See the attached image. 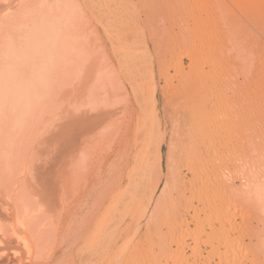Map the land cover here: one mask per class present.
I'll list each match as a JSON object with an SVG mask.
<instances>
[{"label": "rangeland", "instance_id": "rangeland-1", "mask_svg": "<svg viewBox=\"0 0 264 264\" xmlns=\"http://www.w3.org/2000/svg\"><path fill=\"white\" fill-rule=\"evenodd\" d=\"M140 7L138 0H109L102 21L90 14L92 63L86 81L62 95L69 100L60 99L59 115L52 121L55 127L47 123L52 129L47 126L48 130L33 139L26 161L16 168V177L0 182V233L6 226H15L17 217L26 220L25 228L16 232L19 239L12 242L7 233L10 244L4 251L8 255H0L4 264H146L148 252L157 251L152 228L146 225L149 214L144 212L148 207L150 213L157 202L155 198L148 206L158 179L152 172L154 151L162 139L160 190L167 179L173 121L184 106L185 86L195 82L199 65L186 55L187 46L202 43L211 25L203 22L204 14L196 16L191 9L179 12L170 0L155 1L152 11L148 7L150 19ZM137 13L147 19L146 25L166 29L153 36L140 33ZM257 51L248 54V63L242 62L246 53H239L242 58H237L241 62L236 65L232 53H226L229 64L217 86L210 89L223 93L221 110L215 111L225 114L224 122L229 123L225 127L232 130L258 125L264 118L263 55ZM127 52L137 54L135 62L125 60ZM177 57H181L184 72L174 68ZM204 66L210 69L209 64ZM100 71L113 80L105 94L95 86ZM234 77H239L240 85H229ZM20 189L26 190L33 207L26 214L17 206ZM166 205L164 198L157 206L159 224H164L169 213ZM39 218L43 221L39 233L50 235L45 242H37L27 228L29 221Z\"/></svg>", "mask_w": 264, "mask_h": 264}, {"label": "bare ground", "instance_id": "bare-ground-1", "mask_svg": "<svg viewBox=\"0 0 264 264\" xmlns=\"http://www.w3.org/2000/svg\"><path fill=\"white\" fill-rule=\"evenodd\" d=\"M17 1L0 0L5 12H0V182L4 183L16 177V168L26 161L33 139L57 120L62 95L86 81L92 63L90 14L102 21L109 0ZM155 1L138 3L142 11H152ZM175 1L170 0L179 12L191 9L196 16L204 14L203 22H209L211 29L203 34L202 43L187 46L186 55L199 65L195 82L185 86L184 106L173 121L166 182L159 190L161 176L153 181L148 206L155 198L157 202L150 213L148 207L144 211L149 214L146 225L152 228L158 248L149 251L144 260L146 264H264V118L248 128H227L225 114L217 113L223 93L210 92L229 64L226 53H232L236 65L241 62L239 53L247 54L242 62L248 63V54L260 49L262 79L257 76L264 97V0H187L189 5ZM195 3L199 5L194 7ZM143 12L147 19L152 17ZM137 14L140 33L153 36L166 29L146 25L147 19ZM185 37L189 39V35ZM136 55L127 52L124 57L135 62ZM174 68L184 72L181 57L176 58ZM97 76L96 90L105 94L112 77L101 71ZM238 79L234 77L229 85H240ZM93 95L91 92V100ZM41 140L45 142V138ZM172 146L178 167L165 191ZM162 158L161 139L154 151L159 170ZM25 191L20 189L21 200L17 201L21 214L33 208ZM164 198L169 213L164 224H159L157 206ZM29 224L31 232H41V218ZM39 234L43 242L50 237Z\"/></svg>", "mask_w": 264, "mask_h": 264}, {"label": "snow or ice", "instance_id": "snow-or-ice-1", "mask_svg": "<svg viewBox=\"0 0 264 264\" xmlns=\"http://www.w3.org/2000/svg\"><path fill=\"white\" fill-rule=\"evenodd\" d=\"M174 153H175V147L172 146V147H170V150H169V184L165 185V191H167L169 185L172 183V181L175 177L176 169L178 167L176 160H175ZM152 172H153V178L154 179L156 177H158L160 174L159 167L155 162H153V165H152ZM25 224H26V220L22 221L19 217H17V220L15 222V226H6L4 233H0V255H5V256L8 255V253L4 251V249H7L9 247V244H10L7 233L8 232L11 233L12 242H14L16 239H19V237L16 236V232L19 231L21 228H25ZM27 228L31 229L32 225L28 224ZM33 237L39 242L40 237L35 232H33ZM23 246L25 248H27L28 242L24 241ZM15 255L17 257H20L21 253L16 252ZM0 264H4V262L0 261ZM21 264H23V261H21ZM60 264H66V262L61 261Z\"/></svg>", "mask_w": 264, "mask_h": 264}]
</instances>
